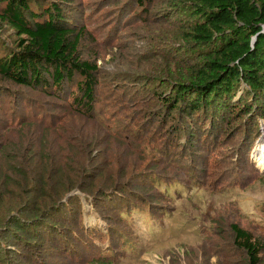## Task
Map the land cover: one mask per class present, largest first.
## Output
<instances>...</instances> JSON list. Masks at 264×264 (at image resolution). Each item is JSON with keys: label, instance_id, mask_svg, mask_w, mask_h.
<instances>
[{"label": "trees", "instance_id": "16d2710c", "mask_svg": "<svg viewBox=\"0 0 264 264\" xmlns=\"http://www.w3.org/2000/svg\"><path fill=\"white\" fill-rule=\"evenodd\" d=\"M137 1L146 8L154 0ZM165 2V10L187 12V20L180 21L183 43L179 52L193 58L182 57L176 63L165 59L158 85L150 77L139 79L148 93L142 101L124 105L132 113L129 124L114 119L112 126L105 119L104 126H99L93 117L99 96L111 91V98H119L120 85L104 86L97 60L83 55L86 28L74 27L61 9L73 0H0V82L25 89L45 88L49 82L60 93L66 81L80 76L72 106L80 105L93 118L79 136L69 138L72 171L66 162L59 163L63 158L56 152L38 151L32 129H12L18 139L14 153H7L4 139L9 136L4 131L11 123L23 125L36 118L13 116L11 123L0 126V160L5 159L0 161V264H86L77 258L88 246L85 234L96 229L85 227L80 196L75 193L66 198L71 190L92 197L100 215L115 223L110 230L117 234L116 223L124 210L133 208L132 200L136 206L165 205L169 195L159 183L189 186L215 174L208 169L219 159L213 154L219 152L216 133L220 126L243 115L264 119V0ZM158 45L152 53L166 50ZM118 74L125 81L133 78L130 73ZM164 84L172 86L168 98L157 89ZM243 84L248 87L244 97L233 101ZM152 85L158 96L151 93ZM200 111L205 114L203 124L196 122ZM176 122L178 126L170 129ZM94 132L98 134L90 137ZM207 137L215 139L201 145ZM132 146H141L143 151L137 160L129 150ZM247 160L239 158L238 162L244 166ZM121 203L124 209H112ZM230 228L245 264H262L263 241L237 222ZM93 261L101 264L100 259Z\"/></svg>", "mask_w": 264, "mask_h": 264}, {"label": "rangeland", "instance_id": "374dc122", "mask_svg": "<svg viewBox=\"0 0 264 264\" xmlns=\"http://www.w3.org/2000/svg\"><path fill=\"white\" fill-rule=\"evenodd\" d=\"M167 6L165 0L146 3V8L137 0H73V4L61 7L74 27L86 28L82 52L85 57L97 60L102 68L100 81L103 85H111L112 88L117 83L120 85L119 98H111V91L99 96L97 112L93 116L99 126H104L105 119L112 126L115 125L114 119H122L121 123L129 124L132 113L124 105L142 101L148 93L139 79L150 77L158 85L165 59L171 58L176 63L182 57L193 58L179 52L183 43L180 41V21L187 20V12L179 8L163 9ZM33 8L41 10V7ZM158 43L166 50L154 54L152 51L157 49ZM123 63L124 66L121 65ZM118 72L123 75L130 73L134 81L122 80ZM80 79L76 76L74 80L66 81L60 93L57 86L49 82L45 88L35 89L0 82V126L11 123L13 116L25 120L36 118L23 125L20 121L11 123L4 131V135L9 136V139H4L7 153H14L18 139L12 129L19 127L20 132L32 129L35 143L39 145L38 151L56 152L64 159L59 163L66 162L68 171L73 170L68 163L70 157H74L70 152L73 149L69 147L72 145L69 138L79 136L93 119L80 105L72 106V95L77 93ZM155 89L153 85L150 88L155 96H158V91L163 92L166 98L172 95L170 84L157 88L158 91ZM246 89L248 87L244 84L239 86L233 101L244 97ZM10 91L16 93L7 94ZM198 113L200 120L196 119V122L203 124L202 116L205 114L202 111ZM250 118L249 115L235 117L217 129L219 152L213 156L219 159L208 169L215 173L213 176L200 178L189 186L177 182L168 186L159 183V187L169 195L163 201L168 208L156 202L151 207L144 204L136 206L132 200L129 205L133 203V208L128 212L124 210L122 220L116 223L119 227L117 234L110 230L115 223L100 215L92 197L77 189L71 190L66 198L75 193L80 196L85 227L96 229L85 234L86 240L83 237L84 242L89 243L77 259L86 260V264H97L90 262L91 259H100L101 264H245V255L233 242L231 223H239L264 243V136L259 141L264 134V119ZM249 125L253 128L250 133ZM177 126L178 122L170 129ZM127 129L126 126L123 131L127 132ZM237 129L241 132L238 133ZM97 134L94 132L90 137ZM214 139L207 137L201 145ZM141 146L129 148L135 153L134 160L141 157ZM150 155H153L152 151ZM239 158L248 159L247 163L243 166L238 162ZM221 176L225 178L220 179ZM112 206L115 210L126 207L123 203ZM162 208L166 212L160 210ZM11 246L14 249L15 246ZM82 249L81 246L80 251ZM262 256L264 264V254Z\"/></svg>", "mask_w": 264, "mask_h": 264}, {"label": "water", "instance_id": "95a60500", "mask_svg": "<svg viewBox=\"0 0 264 264\" xmlns=\"http://www.w3.org/2000/svg\"><path fill=\"white\" fill-rule=\"evenodd\" d=\"M264 134L261 136V138L259 139V141L263 138Z\"/></svg>", "mask_w": 264, "mask_h": 264}, {"label": "bare ground", "instance_id": "6f19581e", "mask_svg": "<svg viewBox=\"0 0 264 264\" xmlns=\"http://www.w3.org/2000/svg\"><path fill=\"white\" fill-rule=\"evenodd\" d=\"M13 93V92H12ZM260 154V153H259Z\"/></svg>", "mask_w": 264, "mask_h": 264}]
</instances>
